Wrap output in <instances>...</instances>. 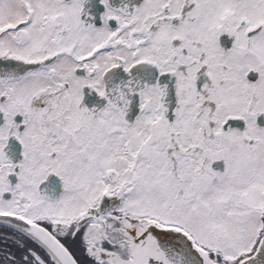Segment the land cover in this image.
Segmentation results:
<instances>
[{"label": "snow or ice", "instance_id": "obj_1", "mask_svg": "<svg viewBox=\"0 0 264 264\" xmlns=\"http://www.w3.org/2000/svg\"><path fill=\"white\" fill-rule=\"evenodd\" d=\"M0 264H264V0H0Z\"/></svg>", "mask_w": 264, "mask_h": 264}]
</instances>
